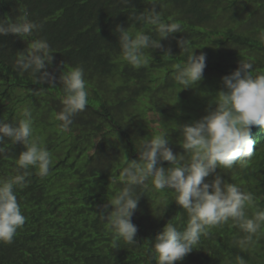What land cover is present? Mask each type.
Here are the masks:
<instances>
[{"label": "trees", "instance_id": "16d2710c", "mask_svg": "<svg viewBox=\"0 0 264 264\" xmlns=\"http://www.w3.org/2000/svg\"><path fill=\"white\" fill-rule=\"evenodd\" d=\"M161 5L157 11L166 21L180 23L183 32L161 40L171 56H164L163 49H147L148 65L134 68L123 60L114 29L119 24L148 32L151 26L131 19L152 7L145 0L127 5L122 0H0V18L15 20L23 7L30 20L43 25L26 40L48 41L54 60L47 70L56 77L55 85L34 83L30 71L14 67L16 53L27 41L15 34L0 35V119L11 123L29 107L34 136L52 157L46 177L30 168L27 185L14 188L26 220L11 244L0 242V264H156L151 250L166 223L181 231L186 227L188 214L175 202L173 191H158L150 181L137 188L141 196L132 217L138 228L134 245L114 242L98 206L124 186L120 171L139 160L136 148L153 134L167 133L173 152L187 159L178 142L179 125L207 114L223 88L222 77L240 60L253 63V74L264 73V41L259 38L264 0H161ZM151 34L155 36L154 29ZM179 38H187L195 54L206 53L204 78L186 89L173 78L174 65L187 60ZM76 66L84 69L88 104L73 118L70 130L62 132V122L55 119L62 107L59 76ZM31 90L41 94L34 96ZM251 137L254 152L246 167L237 161L230 170L217 169L225 182L253 194L254 206L246 207L249 217L264 210V127L252 126ZM5 142L0 179L18 174L15 160L25 150L8 137ZM161 165L167 168L170 162ZM111 176L117 177L116 184H111ZM244 235L231 220L211 227L177 264H240L238 258L243 264H264V226L241 248L237 242Z\"/></svg>", "mask_w": 264, "mask_h": 264}, {"label": "clouds", "instance_id": "9594fccd", "mask_svg": "<svg viewBox=\"0 0 264 264\" xmlns=\"http://www.w3.org/2000/svg\"><path fill=\"white\" fill-rule=\"evenodd\" d=\"M122 2L127 5L130 0ZM145 3L152 7L133 14L131 19L151 26L148 32L143 29L132 31L131 26L125 28L119 24L114 29L119 34L123 60L134 68L148 65L147 49H163L164 56H171V49H164L161 40L183 32L180 23L166 21L161 11H157L156 6H162L161 0H145ZM19 11L21 14L15 20L0 18V35L15 34L27 41L26 38L42 30L43 25L30 20L26 8ZM152 29L155 36L151 34ZM259 38L264 41V32ZM177 43L181 53L187 54V60L174 65L173 78L183 86L182 89H186L204 78L206 53L195 54L187 38H179ZM53 53L46 39L27 41V47L16 53L14 67L20 72L30 71L35 77L34 83L55 85L56 77L47 70L53 63ZM59 81L63 87V95L59 98L62 107L55 114V119L62 122L59 130L68 132L73 118L88 104L84 69L76 66L61 71ZM222 84L223 88L209 104L206 115L178 127L182 137L178 142L187 159L185 155L173 152L167 133L153 134L136 148L139 160L129 161L120 171L118 179L124 186L107 203L98 206L100 218L106 220L113 231L114 242L122 240L134 245L138 228L132 217L141 196L137 194V188L143 189L150 181L158 191L172 190L175 202L186 210L189 219L182 231L167 222L155 237L151 251L156 264L183 261L207 229L229 220L245 234L237 242L241 248L252 243L253 237L264 226V210H256L251 217L246 214V207L254 206L253 194L243 191L237 184L225 182L217 172L218 168L232 169L237 161L241 167H246L247 160L253 155L251 128L254 125L264 127V73L253 74V63L242 59L234 71L222 77ZM31 94L39 96L41 90H31ZM20 116L18 120L12 119L11 123L0 119V155L6 151L5 137L12 144L21 143L25 149L15 160L18 174L0 179V242L5 244L13 242L17 229L26 220L14 188L27 185L28 169L35 168V174L43 178L49 174L52 164L51 153L34 136L31 109L24 107ZM163 161L170 162V166L163 167ZM210 176L214 178L206 180ZM110 181L116 184L117 177L111 176ZM238 259L243 264L242 258Z\"/></svg>", "mask_w": 264, "mask_h": 264}]
</instances>
